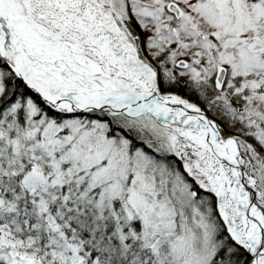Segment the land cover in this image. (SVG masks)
Instances as JSON below:
<instances>
[{"label": "snow or ice", "instance_id": "snow-or-ice-1", "mask_svg": "<svg viewBox=\"0 0 264 264\" xmlns=\"http://www.w3.org/2000/svg\"><path fill=\"white\" fill-rule=\"evenodd\" d=\"M0 264H264V0H0Z\"/></svg>", "mask_w": 264, "mask_h": 264}]
</instances>
